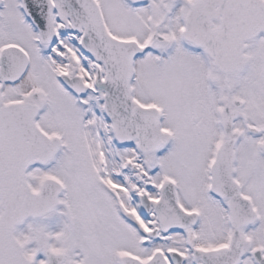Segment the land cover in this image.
Wrapping results in <instances>:
<instances>
[{"label": "snow or ice", "instance_id": "obj_1", "mask_svg": "<svg viewBox=\"0 0 264 264\" xmlns=\"http://www.w3.org/2000/svg\"><path fill=\"white\" fill-rule=\"evenodd\" d=\"M0 264H264V0H0Z\"/></svg>", "mask_w": 264, "mask_h": 264}]
</instances>
